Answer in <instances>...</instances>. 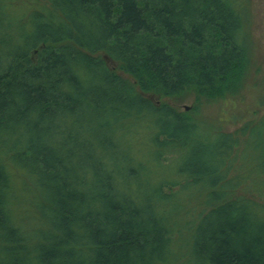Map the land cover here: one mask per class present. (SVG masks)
I'll return each instance as SVG.
<instances>
[{"label":"trees","instance_id":"1","mask_svg":"<svg viewBox=\"0 0 264 264\" xmlns=\"http://www.w3.org/2000/svg\"><path fill=\"white\" fill-rule=\"evenodd\" d=\"M250 44L247 0H0V264H264V114L165 100L238 94Z\"/></svg>","mask_w":264,"mask_h":264},{"label":"rangeland","instance_id":"2","mask_svg":"<svg viewBox=\"0 0 264 264\" xmlns=\"http://www.w3.org/2000/svg\"><path fill=\"white\" fill-rule=\"evenodd\" d=\"M250 12V72L242 89L234 96L219 100L201 99L196 103L195 94L188 91L176 98H165L180 111H194L228 132H234L244 123L260 118L264 114V0H247ZM185 107L188 109L186 110ZM245 131L242 140L251 141L246 148L248 155L264 152V121ZM244 132V133H245Z\"/></svg>","mask_w":264,"mask_h":264},{"label":"water","instance_id":"3","mask_svg":"<svg viewBox=\"0 0 264 264\" xmlns=\"http://www.w3.org/2000/svg\"><path fill=\"white\" fill-rule=\"evenodd\" d=\"M185 109L187 110L188 108H187V107H185Z\"/></svg>","mask_w":264,"mask_h":264}]
</instances>
